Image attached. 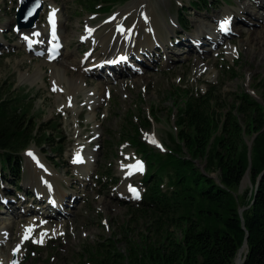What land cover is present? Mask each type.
Returning <instances> with one entry per match:
<instances>
[{"label":"rangeland","instance_id":"obj_1","mask_svg":"<svg viewBox=\"0 0 264 264\" xmlns=\"http://www.w3.org/2000/svg\"><path fill=\"white\" fill-rule=\"evenodd\" d=\"M17 1L0 0V33L9 37L8 45L6 39L0 45V87L6 92L5 95L16 98L15 105L20 107L22 111H26L32 122L49 128L52 140L46 139L41 146L31 142L28 149L20 152L21 157L19 158L23 161L21 174L14 175V172L4 168L5 165L0 160V169H3L0 175L3 178L0 188L3 185L11 189L13 191L11 193L18 191L17 199L26 207L32 204L26 199L28 196L26 193L31 192L33 186L39 192L41 190L48 192L50 191L49 189H52L57 193L63 188L73 192L77 196L74 202L76 206L73 207L69 214L65 216L59 215L61 218L52 222V224L57 222L64 224L65 229L58 230L57 234L52 233L55 234L54 238L41 247L35 246L32 249V243H27L21 264H82V261L87 258V255L82 257V253L89 249L90 244L94 245L97 241H104L106 237L119 238L118 246L123 250L126 248L124 236L127 235L131 240L142 241L145 235L151 234L149 226L153 223V218L148 215L141 217V212L135 206L132 207L131 204L134 203L126 199L129 195L125 194V190L122 189L124 184H122L123 180L120 179L123 174L122 171L125 169L120 168L121 164L131 161L136 155L135 147L126 142L127 140L132 141V137L128 135L129 132L133 131L132 121L141 128L139 137L144 142L150 145L154 151L166 153L169 150L168 146H170L169 132L174 131L176 133L178 108L179 105H183L185 100V97L180 95V86L204 93L206 89L210 88L209 85L214 83L218 85V94H221L224 100L232 101L236 93L248 91L256 99L258 98L259 102H264L262 95L264 90L263 46L256 39L254 44L248 41L250 36L258 33L264 22H262V18L258 20L252 18L251 20L250 17L253 14L246 8L247 13L245 12L244 15H247L248 23L239 22L237 24L239 33L228 37L226 43L218 45L211 53L199 55L193 50V53H187L189 55L181 52L177 54L174 51H179L181 47L174 46L173 49H169L167 54H160L159 51H156L154 56L145 57L147 62H151V59H155V61L143 74L124 75L109 83L108 81L100 80L105 83V95L107 96L108 89H110L112 96L107 98V101L98 108L99 121L102 123L99 129V137L98 133L94 132V123L88 120L89 109L84 107L87 103L84 95L81 93L77 95L76 105L78 112L63 107L62 102H64L67 94L62 92V97L57 98V91H53L50 69L47 65H45V70H47L46 76L44 75L45 84L41 81L31 83L21 79L20 74L22 71L25 72L29 69L32 72L35 63L41 62L43 58L36 57L33 54L32 57H27L29 52H26L18 42V33L13 30V24L16 21L15 7L17 6ZM189 1H149L150 6L156 10L155 19L159 23V30L164 35L161 36L166 39L173 38L170 37L172 35L180 37L188 34L193 36L194 31L196 33L197 27L200 25L196 22L197 18L202 19L204 23L201 25H204L208 31L210 30L209 27L213 28L212 26H216V20L219 15L225 16L223 12L225 8H231L234 11L242 9L239 6L240 2H244L249 8L254 10H263L264 8L258 5L259 0H234L233 2L231 1L230 6L225 5L222 0H209L208 3L203 1L200 7L206 6L207 9H185L182 17L185 18L183 20L187 28L183 30L177 23L178 12L188 6ZM136 2H138V6ZM57 3L59 7L61 6L62 23L67 24V43L64 51H71V58L75 56L77 60L88 58L92 53H103L101 44V47L98 46L96 48L98 44L94 41L91 44L82 45L77 40V34L81 29L82 23L90 19L89 14L94 11L81 5L78 0H57ZM144 3L141 0H127L126 2H120L109 11L102 12L103 10L99 9L96 11L97 17L94 21L100 22L103 17L114 11L120 15H118V19L125 17L124 19L129 18L127 21H131L140 16L138 14L133 16L134 13L144 10L142 7H148L146 5L143 6ZM43 14H41L40 20H42ZM142 18L145 19V14ZM145 20L149 19L146 17ZM145 20H141L140 26L143 29H140V32L137 30L138 36L136 35V40H134L135 37L132 38L130 36L132 32L124 35L125 39L129 40L130 50L128 48L124 51L121 46V49L118 48L116 50L119 54L133 53L137 52L139 48H143L138 46L137 40L141 39L140 36L145 33L144 30L152 28L150 23ZM42 21L38 20L37 24L42 26ZM179 21L181 23L182 20L179 18ZM164 22L173 25L175 23V29L171 27V32H167L165 27L161 26ZM133 23L136 24L134 27L136 28L137 23ZM145 23H148L149 28L145 27ZM37 24L35 27H38ZM1 26L4 29L3 32H1ZM104 26L106 25H102L100 30ZM107 26V29H113L112 24ZM134 28L131 30H134ZM165 41L167 42V40ZM228 42L231 43L232 53H229L228 49L226 50ZM86 49L95 51L85 57H81ZM105 54L110 53L106 52ZM69 60L71 59L61 54V57L56 62L69 65L66 62ZM202 60H206L210 66L202 69L199 66V61ZM232 67H235L236 73L234 75L231 74ZM89 75L91 74L87 75L88 81L93 86L98 84L99 81H96L98 77ZM76 115L79 116L76 117ZM146 119L149 120L150 125L145 128L143 124ZM38 136L40 135L35 134L36 138ZM153 137L157 141L155 144L151 142ZM246 138L249 144L251 138L249 135H246ZM95 139L98 142L97 157L93 164H89L88 175L91 178L86 182H82L76 174H73V172L79 173V171L75 165L72 166L71 164V154L78 147L85 145L94 146ZM56 148H63L64 152H59ZM32 153L36 154L44 162L42 167L37 165L32 158L30 159ZM29 168L33 169V177L30 175ZM34 169L39 170V173L42 172L43 174L39 175ZM80 175L86 179L83 173H80ZM211 175L218 179V172L214 171ZM143 177L144 175H139L134 179L142 182ZM29 180L33 181L28 183ZM55 184H58L59 187H56ZM252 186L253 183L250 176V181L245 179L243 186L240 187L239 185L235 192L241 194L247 188L251 190ZM143 187L146 188L144 184ZM45 194L47 197L54 196L53 194ZM9 205H12V203ZM2 208L0 206V209ZM7 209L10 210V207ZM17 209L18 207H16ZM25 211L35 212L31 207ZM0 217L6 219L11 230V234L3 242L1 250L3 256L6 257L9 249H12V242H15L19 236V230L21 232V225L30 217H26L22 212L14 217L8 212H0ZM47 221L50 222V220ZM62 231H65V234H61ZM86 260L83 263L94 264L89 263L88 259Z\"/></svg>","mask_w":264,"mask_h":264},{"label":"trees","instance_id":"obj_2","mask_svg":"<svg viewBox=\"0 0 264 264\" xmlns=\"http://www.w3.org/2000/svg\"><path fill=\"white\" fill-rule=\"evenodd\" d=\"M79 1L92 10H109L127 0ZM203 1L208 2L191 0V6L199 8ZM235 73L232 67L231 74ZM209 87L203 93L180 86L185 100L178 108L177 131L169 132L166 153L154 151L144 142L139 137L141 128L132 121L133 131L128 135L149 164L143 178L146 194L136 209L141 217L153 218L151 234L142 241L124 236L123 250L119 238L111 236L90 244L82 253L89 263L235 264L247 239L243 264H264V104L248 91L227 101L218 94V85ZM5 93L0 87V160L4 168L19 174L23 170L20 152L31 142L41 146L52 137L48 127L32 122L27 112L15 105L16 98ZM262 95L264 98V90ZM149 125L146 119L143 127ZM246 135L251 139L255 135L251 165ZM249 166L253 186L236 193ZM214 171L218 179L211 175ZM250 203L243 211L244 229L239 208Z\"/></svg>","mask_w":264,"mask_h":264},{"label":"bare ground","instance_id":"obj_3","mask_svg":"<svg viewBox=\"0 0 264 264\" xmlns=\"http://www.w3.org/2000/svg\"><path fill=\"white\" fill-rule=\"evenodd\" d=\"M141 1L145 2L143 6L146 5L148 7H142V8H144V10H140L137 13L133 14V16L135 14L136 15L138 14L140 16H138L136 19L134 18L130 21L132 23L133 22L137 23V26H136V28H134V30H131V28L129 29L128 32L130 34L132 32V34L130 36L132 38L135 37L134 40L137 39V36H138L136 33L137 30L143 29V27L140 26V23L142 22L141 20H145L147 17L149 20H145V21H148L150 23V26L154 29V31L152 32L151 28L148 30H144L145 33L140 36L141 39L137 40L138 46H142L143 48L145 46L152 47L158 41L161 42L162 44H164L166 38L163 37L164 35L159 30V28H160L159 23L155 19L156 10L150 6V4H149L150 0H141ZM43 2L45 5H46V2H49L50 4H56V6H59V4L57 3V0H43ZM136 4H137V6L139 5L138 2H136ZM258 4L260 6L264 7V0L263 1L259 0ZM239 6L242 9H245L246 11H247L246 8L249 9V11L253 14V16L250 17L251 20H252V18H256V20L262 18V22H264V8H263V10H254L252 8H249L244 2H240ZM43 8H42V10H43ZM126 11H128V10H126ZM223 12H224L225 16H227L229 13L234 12V10H232L231 8H225ZM42 13H44V11H42L41 14ZM144 14H145V19L142 18V16ZM146 14H147V16H146ZM59 16H60V33H61V36H62L64 42L67 43L66 42L67 41V39H66L67 24L62 23L61 17L63 16V14L59 12ZM117 20H118V18H117ZM196 22H197V24H200V25H198L199 27H197L195 34L203 36V34H206L208 32H212L213 33L212 35H214L212 42L216 41L217 36H219V33H214V31H216L215 26H212L213 28L209 27L210 30L207 31L205 26L201 25L204 23L201 18H197ZM117 24H120V22H117ZM259 24L261 25V23H259ZM161 26H164L165 29L167 30V32H171V27L174 28L173 24H169L167 22L162 23ZM107 27H108L107 25L104 26L93 37V39L95 40V42L97 44L102 45L103 53H92V55L88 56V58H84L82 60H80V59L77 60L75 58V56H74V58H71V55H72L71 51H66V52L64 51L66 48L64 46L62 48L63 51L61 54H64L66 57L71 59L69 61H66L67 63H69V65H67L66 63L65 64L64 63L58 64L56 61L49 63L45 59H42L41 62L35 63V67H34L32 72L28 69L25 72L22 71L20 74V77L23 80L29 81L31 83H36V82L41 81L42 83L45 84L46 81L44 79V75L47 73V70H45L46 69L45 65H47L50 69V74H51L50 78H51L53 84L57 85L58 89H63V91L57 90V95H56L57 98L62 97V92L67 94V97L64 98V102H62L63 107H67L68 109H72L74 111L76 110L78 112V107L76 105L77 95L79 93L84 95L85 101L90 106V108L88 107L89 108V113L87 115L89 118L88 120H90L94 123V129H95L94 132L98 133L99 137H100L99 129H100V126L102 123H100V121H99L98 108L107 101V96L104 93L106 87H105V83L102 81H99L98 84L93 86L88 81L87 75L90 74L89 71L92 70V67H93L94 63H96V61L98 62V61H101L103 59H107V57L109 55H111V56L121 55V54H119L118 51H116L121 46H122V50H124V51H126V49H128L130 47L129 40L125 39L124 35L118 34L115 37L113 29H107ZM145 27L149 28L148 23H145ZM44 29H47V27H44V28L39 27L38 28L36 26L34 29L31 30V33L34 31H39V32L43 33ZM147 34H149V35H147ZM161 35H163V36H161ZM27 36H30V34H27ZM255 39L258 40V42L262 44L263 50H264V23L261 25V28L259 29L258 33H256L254 36L253 35L250 36L248 38V41L251 44H254ZM169 40L170 39L168 38V41ZM227 49H228L229 53L233 52L232 46H230L229 42L227 43ZM129 50H130V48H129ZM166 50H167V48H164V51H166ZM252 51H253V48H252ZM106 52H108L110 54H105ZM32 54H33L32 52L31 53L29 52L27 54V57H29V58L32 57ZM185 55H189V54L186 53ZM60 57H61V55L58 57V59ZM199 66L202 69H204V68L209 67L210 64L206 60H202V61H199ZM69 98H71V100H69ZM78 116L79 115H76V117H78ZM95 140H96V146L95 147H89V146L85 145L83 147L81 146V147L76 148V150H78V151H85L89 160H90L89 162H86L85 164L75 165V167H77V170L79 171V173H83L84 176H87L89 174V164H93L95 162L96 157H97L98 142H97V139H95ZM39 161L40 162L37 165L42 167L44 162L42 160H40V158H39ZM87 163H88V165H86ZM82 167H85V168H82ZM29 170H30L31 177H33V169L29 168ZM34 171L39 173V170L34 169ZM122 173L123 174L126 173V169H124L122 171ZM41 174H43V173L42 172L39 173V175H41ZM49 179H50V177H49ZM32 181L33 180H29L28 183H31ZM55 185H56V187H59L58 184H55ZM49 190L50 191H48V192H44L42 190L40 192H44L47 194H53L54 196L59 194L62 198H64L65 195L68 194V192L70 193V195L73 194V192H70L69 190H67V188H63L61 191H59L57 193H55L52 189H49ZM125 194L129 195L126 190H125ZM24 210H28L26 206H24ZM3 218L4 217H0V239L2 240V245H1V249H0V264L9 263L11 261V257L14 254L12 249L10 250L7 257H4L2 252H1V250L3 248V242H5L8 238V236L11 234V230H10V228L6 222V219H3ZM25 224H30V218H28L27 221L24 222L23 225H21V231L24 229ZM62 228L63 227L61 225H58V224L52 226V224L49 221H47L46 227L43 229L42 233H44L46 229H50V234H52V233H56L58 230H60ZM50 234L44 235V239H47L50 236ZM19 255H21V253L17 254V256H19Z\"/></svg>","mask_w":264,"mask_h":264},{"label":"water","instance_id":"obj_4","mask_svg":"<svg viewBox=\"0 0 264 264\" xmlns=\"http://www.w3.org/2000/svg\"><path fill=\"white\" fill-rule=\"evenodd\" d=\"M42 8V1L41 0H21L19 9L17 11V22L19 23L20 27H30L32 26L38 19L39 10ZM258 99V98H257ZM264 104V102H263ZM255 135L252 137L251 140H249V156H250V165H251V151H252V145L254 141ZM204 169V165L202 166ZM263 172L258 177L257 185L259 184V181L262 178ZM245 179H248L250 181V166L247 169L243 179L241 180L240 187L243 186V182ZM257 186L255 188L254 198L251 201L253 203L255 201ZM251 203L248 206H241L239 208V213L242 218V224L243 228L245 229V219L243 217V211L251 205ZM249 233L247 231V237ZM248 252V243L247 239H245L243 245L239 248L237 255L235 257V264H243L246 253Z\"/></svg>","mask_w":264,"mask_h":264},{"label":"snow or ice","instance_id":"obj_5","mask_svg":"<svg viewBox=\"0 0 264 264\" xmlns=\"http://www.w3.org/2000/svg\"><path fill=\"white\" fill-rule=\"evenodd\" d=\"M56 9H53V11H52V15H51V17H50V20H51V22H52V27H53V37L55 38V24H56V20H55V13H56ZM222 27H224V29L227 31L228 29H227V22H225V24L224 25H222ZM89 32H91V30H89ZM37 35H38V33H37ZM57 90H59V91H63V89H57L55 86L53 87V91H57ZM69 100H71V98H69ZM70 106V105H69ZM151 142L152 143H157V141L155 140V138L153 137L152 139H151ZM128 167H132V168H135V170L136 171H139V172H142L143 171V164H142V162H139V161H137V163H136V165H130V166H128ZM134 194H135V196H136V198L137 199H139V191L137 190V189H135V188H132V189H130ZM32 229L31 228H29V229H27L26 230V233L27 232H30ZM44 235H46V233H42L41 234V239L39 240V241H37V242H39V243H43V236ZM29 238V236L26 234L25 236H24V239H28ZM17 250H19V249H17Z\"/></svg>","mask_w":264,"mask_h":264}]
</instances>
